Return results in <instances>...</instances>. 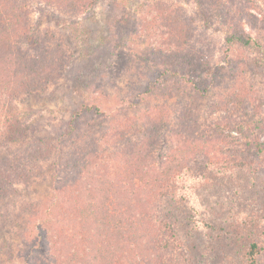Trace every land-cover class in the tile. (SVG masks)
<instances>
[{"label": "rangeland", "instance_id": "374dc122", "mask_svg": "<svg viewBox=\"0 0 264 264\" xmlns=\"http://www.w3.org/2000/svg\"><path fill=\"white\" fill-rule=\"evenodd\" d=\"M69 1L12 0L36 32L9 42L12 57L0 45V264H154L125 241L144 230L164 236L163 253L173 248L155 264H245L248 244L264 240V163L242 144L247 134L264 144V0L236 6L259 47L236 44L230 57L226 12L204 18L192 0ZM165 7L191 19V54L205 42L187 79H154L170 70ZM32 70L36 88L25 84ZM150 84L156 95L144 99ZM227 120L252 129L226 132L237 155L205 141ZM111 230L123 232L120 246Z\"/></svg>", "mask_w": 264, "mask_h": 264}, {"label": "trees", "instance_id": "16d2710c", "mask_svg": "<svg viewBox=\"0 0 264 264\" xmlns=\"http://www.w3.org/2000/svg\"><path fill=\"white\" fill-rule=\"evenodd\" d=\"M49 4H53V0H46ZM193 2L196 3V5H198L199 7V13L204 17V18H219V13H224L226 12V16H224L223 20H222V24L223 25H227L228 29H227V36H226V49L224 50V56H233V49L235 48L236 44H239L241 46H254V47H259V44L256 43L254 40L251 39V37L246 34L243 31V26L241 25L242 23V19H247L248 23H251L250 17L248 15H244L241 19L238 17V9L236 6H238L240 4V0H192ZM247 3L252 2L251 0H245ZM69 0H58V3H54L57 4L59 7H61L62 9H67L68 4H69ZM254 6H248V8H251ZM14 8H16L18 10V12H16L15 10H13ZM17 8V6L15 5V3L12 2V0H0V45H4L5 46V54L9 57H12V55L16 52L17 54H19L17 48H15V45H11L9 42L12 40H16V41H20L19 43L23 42L24 40H29L28 36H32L35 34L36 30L33 29L32 25H30V19H29V15H27L26 12L21 13V10ZM163 12V16H167L169 15V21L166 22V30L167 33L166 35H169V40L171 42L170 43H166L163 41V39H161V43L160 45H162V42L165 49L167 55L165 56V59L167 60V63L170 65V70L168 69H164L163 72L161 71V73H158L159 76H157V78L155 77L154 79H163L164 76L161 75H166L169 74L170 77H176L177 79H187V75L190 74V72L194 69V66L197 64H201V61L203 59H206L205 57H207V52L206 50H204V44L205 42H200V47H196L195 51L193 52L194 54H191L189 51V48L194 47V45L192 44L193 42V36L190 35L188 33L190 26H191V19L187 16L184 15L183 12L181 11V13H179L178 11H171L169 10L168 7L162 8L161 10H159L160 12ZM232 11L234 12L235 16H231L229 17V22L227 23V18H228V12ZM119 17L121 18L120 14ZM171 21V23H169ZM169 23V24H167ZM252 23H253V19H252ZM251 23V24H252ZM168 26L170 27V29H172V31L169 30ZM164 34V32H162ZM196 40V39H195ZM205 40V39H204ZM2 43V44H1ZM204 43V44H203ZM203 44V46H202ZM4 52L0 51V54L2 55ZM191 54V55H188ZM225 59V57H224ZM3 60L2 56H0V61ZM35 61L32 62L33 66L34 62H39V57L36 56L34 57ZM40 61H42V57L40 56ZM6 62H9V60H6ZM227 62V60H226ZM49 65L53 66V63H49ZM209 66V64H207ZM0 67H2V65H0ZM26 67L28 68V65H26ZM164 67H168L169 66L166 64ZM173 67H175L176 69H173ZM42 71L43 70H51L52 68L48 67L47 65L42 66ZM201 68V67H200ZM204 68V67H202ZM172 69V70H171ZM28 70V69H27ZM181 71L180 74H177L178 71ZM38 71L36 70H32V72H29L27 74V81L25 82V84L30 87V88H36L38 87L36 84L37 81V77H38ZM163 73V74H162ZM4 83V79L1 80ZM160 83V82H159ZM158 83V84H159ZM156 84V85H158ZM155 85V86H156ZM155 86L150 84L147 88V90L144 92V94L142 95V97L144 99H146L149 96H155L156 94L154 93V89ZM162 85H159L160 89H161ZM163 91L167 92V88L164 87ZM25 92V91H23ZM158 94H161V92L158 90ZM166 96V95H164ZM239 104H244L242 103V99H235L234 102H232L231 104H229L228 106H225L224 109L226 112L229 111L230 107ZM84 111H93L96 115L100 116L103 115V112L100 111L99 107L94 106L92 107V105H87L84 106ZM239 112L238 116H242L245 117V115L243 114V112H241L240 110H237ZM237 115V114H236ZM154 117H157L156 120H151L150 123H152L153 125H156L161 119H162V112L159 114H155ZM225 120V119H224ZM238 128H236L235 124H232L231 120L230 122H226V124H216V131H217V136L216 137H212L214 138L213 140L211 139H205V141H207L209 143V145L211 147L214 148V150H216L217 152H222L224 154H228V155H237V150L235 149L236 146L234 147V140H232V138L229 140L228 138H230L226 132H233V131H241V132H246L245 129L246 128H250L249 124H247L245 127L242 124H238L237 123ZM251 129V128H250ZM252 130V129H251ZM245 140L242 142V144L244 145V147L246 148V150L248 151H254L257 150L258 152H260L259 154V158H257L256 162L259 164L264 163V144H261L259 142V140L257 139L258 137H254L250 134L245 135ZM250 138V139H248ZM127 139V138H125ZM248 139V140H246ZM120 141L119 143H122L123 140H118ZM131 145L134 146V148L132 149V153L134 149L136 150V147L139 146V144L137 146L136 143H132ZM141 147L139 146L138 148V152H141ZM240 154L243 153V151H239ZM94 156L92 157V159L89 161V164H93L94 163ZM235 159V158H233ZM83 160L80 158V162H82ZM76 163V162H75ZM175 163V162H174ZM86 168L85 166H82V169ZM133 169H134V163H133ZM178 176V175H177ZM6 179H8L7 176H5ZM177 177H174L173 179H175ZM3 186H7V182L6 180H3ZM76 192V191H75ZM73 192L74 195H76L77 193ZM76 197V196H75ZM75 202H76V198H75ZM106 208L108 210V205L106 204ZM104 210H106L105 208H103ZM99 211V207H96V205L92 206V213L94 215L93 219H97L101 218L100 212ZM108 213V211H107ZM102 220H105L103 217L101 218ZM89 221V220H88ZM96 221V220H95ZM113 221V220H112ZM97 222V221H96ZM111 223V222H110ZM86 229V228H85ZM90 228L86 229V232L88 234H90L88 231H90ZM149 232L151 231L150 229H147ZM111 233L114 235V237H116L114 239V241L112 243H118L117 246L121 244L122 240H124V235L123 232L122 234L119 235V233L116 230H111ZM158 232H151L148 233L147 231H142V233H138L136 236L132 233H129V237L127 238L128 240H125L126 243L131 244L132 242H134V240L136 239L140 242L142 248H145L147 250H150L154 255H158L159 259L162 262V259L164 257V254H167L168 250L173 249L172 245L170 244L169 247H166L164 249H167V251H165L163 253V247L164 244L166 243V239L163 237H161L160 235L156 234ZM112 237V236H111ZM174 238V237H173ZM112 249V244H110L109 248H107V253L111 256L112 253L114 252V250ZM264 251V240H258V241H253L250 242L248 244V248L247 251L245 253V264H257V258L258 256ZM180 252V251H179ZM161 253H163V255H160ZM75 256V255H74ZM155 256V258H150V262L151 263H156V259L157 257ZM112 257V256H111ZM74 258V257H73ZM59 264H63L61 263L60 259H58ZM79 261V259H78ZM77 261V262H78Z\"/></svg>", "mask_w": 264, "mask_h": 264}]
</instances>
